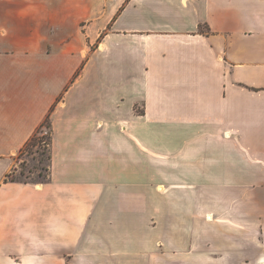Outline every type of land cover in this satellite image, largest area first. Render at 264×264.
Returning <instances> with one entry per match:
<instances>
[{"label":"crops","instance_id":"obj_1","mask_svg":"<svg viewBox=\"0 0 264 264\" xmlns=\"http://www.w3.org/2000/svg\"><path fill=\"white\" fill-rule=\"evenodd\" d=\"M0 264H264V0H0Z\"/></svg>","mask_w":264,"mask_h":264},{"label":"rangeland","instance_id":"obj_2","mask_svg":"<svg viewBox=\"0 0 264 264\" xmlns=\"http://www.w3.org/2000/svg\"><path fill=\"white\" fill-rule=\"evenodd\" d=\"M83 66L79 70L80 73ZM48 155L49 151L44 142L41 145L38 144L20 151L17 155V166L12 173V177L36 182L46 180L50 177V160Z\"/></svg>","mask_w":264,"mask_h":264},{"label":"trees","instance_id":"obj_3","mask_svg":"<svg viewBox=\"0 0 264 264\" xmlns=\"http://www.w3.org/2000/svg\"><path fill=\"white\" fill-rule=\"evenodd\" d=\"M79 74H80V71L77 72V76ZM45 128H47V129H45ZM42 142H44L46 148H48V151H49L48 157H49L50 165H51L52 143H53V127H52V122H51V113L48 114L46 119L41 123V125L38 127L37 131L27 141V143L25 144V146L23 147V149L21 151H24V150L31 148L32 146H36L38 144L41 145ZM13 171L7 174L6 180L11 179V180L28 181V180H23V179H18L16 177H12Z\"/></svg>","mask_w":264,"mask_h":264}]
</instances>
